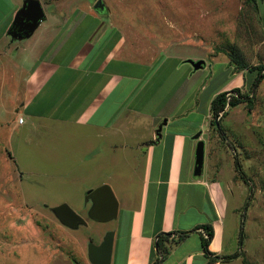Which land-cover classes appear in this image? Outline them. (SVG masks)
Instances as JSON below:
<instances>
[{"label":"crops","instance_id":"1","mask_svg":"<svg viewBox=\"0 0 264 264\" xmlns=\"http://www.w3.org/2000/svg\"><path fill=\"white\" fill-rule=\"evenodd\" d=\"M39 1L46 18L35 32L39 33L36 41L44 47L32 54L34 65L26 79L23 111L32 120L47 121L49 139L61 138L62 127H70L68 134L79 141L80 153L110 155L109 168L116 172L112 186L119 201L111 264H153L158 257L155 242L162 232L188 235L170 248L161 264H250L244 242L235 241L237 229L231 231L239 208L224 162L221 134L211 128L203 130L205 119L213 123L214 97L235 87L242 90L247 69L228 63L229 75L201 105V94L197 97L191 92L182 98L192 87L187 80L198 70L191 60L192 66L184 69L180 80L168 85L171 73L183 68L182 55L137 52L135 39L121 21L110 17V10L73 20L65 4L60 7L61 17L54 14L50 19L47 10L55 13L51 5L56 1ZM253 1L261 14L264 0ZM11 26L12 19L5 35L12 36ZM262 29L264 35V22ZM136 53L145 58L137 61ZM206 83L202 92L210 87ZM198 133L201 136L195 138ZM200 139L205 141V160L203 174L195 176ZM206 224L214 229L209 244L212 256L239 255L209 261L201 242Z\"/></svg>","mask_w":264,"mask_h":264},{"label":"rangeland","instance_id":"2","mask_svg":"<svg viewBox=\"0 0 264 264\" xmlns=\"http://www.w3.org/2000/svg\"><path fill=\"white\" fill-rule=\"evenodd\" d=\"M55 1L51 5L55 13L47 10L50 19L54 14L60 18V7L65 4L70 6L67 13L73 20L97 12L96 0ZM23 2L0 0V264H93L89 246L100 244L108 232L115 231L117 217L99 221L90 216L91 209L87 214L93 205L92 201L88 203L87 191L103 184L113 188L116 172L109 168V154L80 153L79 141L70 139L68 134L70 127H62L61 138L49 139L47 121L32 120L29 112L23 111L26 79L34 65L32 54L44 47V43L36 41L38 31L22 40L4 34ZM105 3L110 17L121 21L130 38L135 39L137 52L184 57L183 68L171 73L168 85L180 80L184 69L191 65L188 60L205 61L196 75L187 80L192 87L183 93V99L194 92L197 97L201 94L204 105L229 75L228 63L236 69L240 64L248 67L242 92L253 96V105L244 102L232 107L221 122L224 133L214 124L219 116L213 115V123L205 119L203 130L211 128L214 134H221L224 162L239 208L231 227L232 232L237 229L235 241L240 243L243 229L242 247L247 250L249 263L264 264V78L252 87L258 75L256 68L264 67V11L260 14L253 0ZM75 8H79L78 12ZM24 47L27 51L19 53L18 49ZM142 54L136 53L137 61L145 58ZM203 82L210 85L204 92ZM20 117L26 120L25 124L19 122ZM236 160L247 182L236 169ZM62 203H68L83 216L87 225L70 227L63 223L54 211ZM192 238L199 243L197 236ZM126 246L127 241L122 245L121 259ZM242 252L246 255V251Z\"/></svg>","mask_w":264,"mask_h":264},{"label":"water","instance_id":"3","mask_svg":"<svg viewBox=\"0 0 264 264\" xmlns=\"http://www.w3.org/2000/svg\"><path fill=\"white\" fill-rule=\"evenodd\" d=\"M94 9L103 12L106 9L104 0H97ZM46 18L45 10L39 0H24L22 7L17 11L12 23L10 33L13 37L31 36L40 23ZM195 69L204 66V60H191ZM201 133L196 134L199 138ZM205 160V141L200 139L196 147V160L194 175L203 174ZM87 198L93 202L90 216L99 221L111 220L118 216L119 201L109 184H103L95 189L87 191ZM54 211L61 221L70 227H78L79 224L87 225V220L75 211L68 203H62L54 207ZM115 231L108 232L100 244L89 246V259L93 264H111L114 247Z\"/></svg>","mask_w":264,"mask_h":264},{"label":"trees","instance_id":"4","mask_svg":"<svg viewBox=\"0 0 264 264\" xmlns=\"http://www.w3.org/2000/svg\"><path fill=\"white\" fill-rule=\"evenodd\" d=\"M238 68L240 70L246 69L248 68L246 65L240 64L238 65ZM258 70V75L255 78V81L252 85V87L254 88L263 78H264V67H257L256 68ZM234 92L236 95H233L230 99H228V92ZM246 102L249 106L253 105V96H249V95H244V93L242 92V90L239 87H235L231 90H227V91H222L219 92L214 99L211 102V115H213L214 117H218L219 119L217 120V122H214V124H217L219 126V130L222 131L224 133V130L221 126V122L222 119H224L228 114L229 111L232 107H236L241 103ZM224 135V134H222ZM226 139V138H225ZM236 165V169L239 171V174L241 176V178L247 182V178L243 172V170L241 169L240 164L238 163V161L236 160L235 162ZM205 231H206V235H203L201 237V242H202V246H203V250L205 252V254L207 256L210 257L211 262H216L218 261L220 258H225V259H229V258H233L239 255V252H236L234 254L228 255V256H212L213 253L209 250V244L211 242V239L214 236V229L213 226L211 224H206L204 226H202ZM188 235V232H180L177 235H174V233L172 232H162L159 234L156 242H155V248L158 252V257L157 259L153 262V264H161L167 254L170 252V248L176 244L179 243L180 241H182L186 236ZM244 240V231L243 229L240 230V244L243 243Z\"/></svg>","mask_w":264,"mask_h":264},{"label":"built area","instance_id":"5","mask_svg":"<svg viewBox=\"0 0 264 264\" xmlns=\"http://www.w3.org/2000/svg\"><path fill=\"white\" fill-rule=\"evenodd\" d=\"M233 95H236L234 92H232V91H230V92H228V94H227V96H228V99H230ZM23 117H20L19 118V122L21 123V122H23ZM205 235H206V233H205ZM207 236V235H206Z\"/></svg>","mask_w":264,"mask_h":264},{"label":"flooded vegetation","instance_id":"6","mask_svg":"<svg viewBox=\"0 0 264 264\" xmlns=\"http://www.w3.org/2000/svg\"><path fill=\"white\" fill-rule=\"evenodd\" d=\"M97 1V0H96ZM96 1L94 2V4L96 3ZM105 1V0H104ZM106 4V3H105ZM107 6V5H106ZM108 8V7H107ZM103 14H106L107 13V10L105 9L103 12H102ZM88 203H90V204H92L91 203V200H88ZM90 209L91 208H89L88 210H87V214H88V211H90Z\"/></svg>","mask_w":264,"mask_h":264}]
</instances>
